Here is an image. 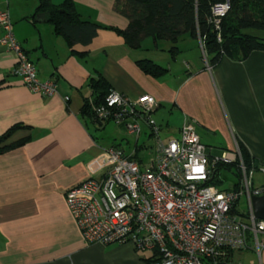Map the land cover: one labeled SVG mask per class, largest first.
Wrapping results in <instances>:
<instances>
[{"label":"crops","instance_id":"obj_1","mask_svg":"<svg viewBox=\"0 0 264 264\" xmlns=\"http://www.w3.org/2000/svg\"><path fill=\"white\" fill-rule=\"evenodd\" d=\"M49 1L57 5L64 0ZM73 2L82 20L119 29L128 26L129 20L115 10V0ZM39 3L0 0V8L9 9L13 35L34 63L38 79L52 81L56 88L51 96L30 91L12 73L13 52L0 45V134L14 124L30 126L12 136H30L26 143L0 153V264H142L147 258L129 242L86 243L65 203L66 191L90 177V162L110 148L102 147L93 131L107 123L98 127L81 114L83 97L91 94L89 78L99 74L111 89L131 97L153 96L157 107L151 117L167 135L177 137L182 123L190 119L196 130L213 134L223 144L221 157L235 153L242 143L258 166L253 184H264V50L240 61L224 56L214 66L192 52L176 66L178 45L172 53L169 41L151 38V47L161 53L148 51L144 38L132 48L108 28H100L88 45L70 47L43 16L31 18ZM185 35L189 45H200L199 37H181ZM142 59L166 71L146 74L137 65ZM136 145L130 153L118 147L132 157ZM251 260L258 264L255 256ZM260 262L264 264V247Z\"/></svg>","mask_w":264,"mask_h":264},{"label":"built area","instance_id":"obj_2","mask_svg":"<svg viewBox=\"0 0 264 264\" xmlns=\"http://www.w3.org/2000/svg\"><path fill=\"white\" fill-rule=\"evenodd\" d=\"M228 9V1L212 6L216 28ZM0 28V45L15 56L12 73L34 93L55 94L54 82L38 79L34 63L16 41L7 9H0ZM199 43L206 60L203 39ZM90 104L99 121L125 126L136 140L140 122L145 123L154 144L146 162L121 149L102 151L88 165L90 177L66 191L67 209L86 243L129 242L149 252L142 264H242L233 260L234 254L245 251L261 264L264 220L254 216L251 198L264 195V184H253L257 168L244 164L238 146L221 157L238 161V186L221 190L206 184L211 170L193 120L182 123L177 137L164 140L151 119L157 102L150 94L131 97L110 89L103 102ZM241 196L244 211L238 205Z\"/></svg>","mask_w":264,"mask_h":264},{"label":"trees","instance_id":"obj_3","mask_svg":"<svg viewBox=\"0 0 264 264\" xmlns=\"http://www.w3.org/2000/svg\"><path fill=\"white\" fill-rule=\"evenodd\" d=\"M226 1L229 3V9L220 18L219 26L216 28L211 20V8ZM114 7L129 20L125 29L105 27L82 20L73 0H64L57 5L49 0H40L31 18L43 16L52 26L53 32L63 36L70 47L77 44L86 46L100 28H108L115 31L126 45L132 48L139 47L142 39L148 37L155 41L167 40L171 43L172 53L177 52V42L182 35L199 37L203 39L209 66H214L224 56L240 61L252 51L264 50V36L248 32L250 29L264 30V0H115ZM137 65L151 76H159L166 71L161 65L147 59L138 60ZM88 86L91 99L83 97L81 114L100 127L108 122L102 123L97 119L90 102L93 105L103 102L111 88L101 74L96 78H89ZM22 127L30 128L28 125L14 124L0 134V153L23 145L30 139V136L12 139L14 133ZM136 146L134 155L137 156L138 149L142 146ZM111 147L121 149L118 145ZM238 149L245 165L250 166L253 163L256 168L258 167L240 142ZM134 155L132 158H136ZM208 167L211 174L206 184L215 185L221 190L235 189L238 186L241 171L237 160L226 162L221 157L215 160L208 156ZM222 170L233 171L235 182L230 188L219 187L224 180L220 176Z\"/></svg>","mask_w":264,"mask_h":264},{"label":"rangeland","instance_id":"obj_4","mask_svg":"<svg viewBox=\"0 0 264 264\" xmlns=\"http://www.w3.org/2000/svg\"><path fill=\"white\" fill-rule=\"evenodd\" d=\"M2 9H7L9 11L7 7H4ZM248 32L255 34V35H259V36H264V30L250 29ZM190 40H191L190 37L186 35L184 37H181L180 40H178L177 45L181 48V51L177 54V58L179 61L175 63L176 66L180 65V63L181 64L184 63L183 61L181 62L180 59L183 56H186L187 54L192 53V52H193L194 57H198L199 60H201V55H203L201 46L198 44L196 46L189 45V42H191ZM146 44L149 45L148 47H151L152 45L151 38L144 39L143 45H146ZM148 51H156V50L153 47H151L150 49H148ZM156 52L161 53V51H156ZM165 56L169 57V61L175 62L171 58V56L167 53V51L165 52ZM204 59L205 58H203V61ZM195 60L196 59L193 58L194 62ZM151 119L154 121L152 117ZM140 125H141V133L139 137L137 138V140H135V135L130 134L125 128V126L120 125L114 121L108 122L102 129L94 130L92 126L91 128L93 129L94 134L97 137V140L102 147L103 146L111 147L113 145H118V146H121V148H123L126 153H130L132 152L135 141H136L138 146L143 147L141 149H138L139 151L137 152L138 153L137 157L142 159L143 162H146L150 157L149 151H150V147L154 144V139L152 137H149V127L143 122H140ZM196 132L200 136L201 141L205 143L206 145V153L207 154L210 153V155L213 157L218 156L216 158H220L221 152L223 151V149L220 147H222L223 144H219L218 140L215 139L213 134L208 133L204 131L203 129H197ZM160 137L165 140L167 138H172L174 136L167 135V131L165 132L163 129H161ZM220 176L223 177L224 179L223 182L219 186L220 188H224V189L230 188L235 182V176L233 174V171L222 170L220 172ZM255 177L257 178L258 175H256ZM238 205H239L240 211L245 210L246 204H245V199L243 196H241ZM137 253L142 254L141 251ZM144 255L149 257V252H144ZM254 256L255 255L253 252L251 253L250 251L248 252L245 251L243 253H235L233 260L238 263L240 262L242 264H248L249 261L254 258Z\"/></svg>","mask_w":264,"mask_h":264},{"label":"water","instance_id":"obj_5","mask_svg":"<svg viewBox=\"0 0 264 264\" xmlns=\"http://www.w3.org/2000/svg\"><path fill=\"white\" fill-rule=\"evenodd\" d=\"M251 206L254 216L264 220V195L253 196L251 198Z\"/></svg>","mask_w":264,"mask_h":264}]
</instances>
